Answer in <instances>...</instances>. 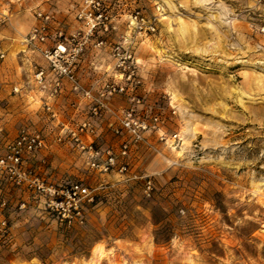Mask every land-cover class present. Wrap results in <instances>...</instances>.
Returning a JSON list of instances; mask_svg holds the SVG:
<instances>
[{"label": "rangeland", "instance_id": "374dc122", "mask_svg": "<svg viewBox=\"0 0 264 264\" xmlns=\"http://www.w3.org/2000/svg\"><path fill=\"white\" fill-rule=\"evenodd\" d=\"M0 47V264H264V0H0Z\"/></svg>", "mask_w": 264, "mask_h": 264}, {"label": "built area", "instance_id": "2783aa9c", "mask_svg": "<svg viewBox=\"0 0 264 264\" xmlns=\"http://www.w3.org/2000/svg\"><path fill=\"white\" fill-rule=\"evenodd\" d=\"M38 17H42L41 14L37 15ZM50 16L44 15L43 18L45 20H48ZM43 29V28H42ZM42 29L41 28H34L32 32L29 35V42H32L36 39L39 40H44V36L42 34ZM79 50V48H78ZM77 49H74L75 52L78 51ZM45 56L48 59L50 67L53 69V71L56 72L57 77L54 80V86L52 90V94L58 92L60 89V77H65L69 80L74 79V75L72 74L70 70V66L72 64L73 58L75 54L70 55V52L68 48L63 44H57L52 50H48L45 52ZM4 58V51L0 47V59ZM35 78L38 82L43 81V71L40 70L36 75ZM47 110L50 109L49 106L46 107ZM128 125V123H126ZM145 126H142L144 128ZM44 146V140L41 138L39 134H27L22 132L17 139L15 140L14 144L12 145V155L8 157L9 159L13 160L14 162L19 161V155L20 152L24 151L26 153H32L41 147ZM124 154L125 151H122ZM5 160L3 158L0 159V164H3ZM114 165L113 158L110 156L108 160L102 165V169L104 171H107L109 168H111ZM92 166H95L94 163H92ZM123 168L120 169L122 171ZM71 194L73 196L75 195H86V189L81 188L79 186H74L72 188Z\"/></svg>", "mask_w": 264, "mask_h": 264}]
</instances>
